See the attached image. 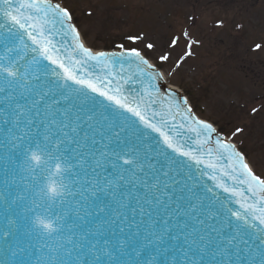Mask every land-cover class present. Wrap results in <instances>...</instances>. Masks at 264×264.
I'll list each match as a JSON object with an SVG mask.
<instances>
[{"label": "snow or ice", "instance_id": "snow-or-ice-1", "mask_svg": "<svg viewBox=\"0 0 264 264\" xmlns=\"http://www.w3.org/2000/svg\"><path fill=\"white\" fill-rule=\"evenodd\" d=\"M182 35L170 75L199 43ZM127 39L143 48L97 51L66 0H0V264H264V173L238 147L247 122L225 138L187 98L161 95L179 37L156 63L155 40ZM36 208L55 231L34 226Z\"/></svg>", "mask_w": 264, "mask_h": 264}, {"label": "rangeland", "instance_id": "rangeland-1", "mask_svg": "<svg viewBox=\"0 0 264 264\" xmlns=\"http://www.w3.org/2000/svg\"><path fill=\"white\" fill-rule=\"evenodd\" d=\"M83 1L98 0L66 3L79 22L86 44L95 50H109L119 44L143 48L127 39L128 35L140 34L148 41L155 40L160 49L151 54V61L156 63L165 44L179 37L178 46L169 48L166 79L190 93L198 116L214 122L228 136L234 124L247 122L238 145L245 149L256 173H264V116L247 119L251 107L264 104V0H99L91 9ZM218 22H222L219 27ZM185 30L199 43L193 48L194 54L170 75L168 69L187 50L189 41L182 35ZM256 44L262 48L255 49Z\"/></svg>", "mask_w": 264, "mask_h": 264}, {"label": "clouds", "instance_id": "clouds-1", "mask_svg": "<svg viewBox=\"0 0 264 264\" xmlns=\"http://www.w3.org/2000/svg\"><path fill=\"white\" fill-rule=\"evenodd\" d=\"M29 159L34 167H39L40 163L45 160V157L38 149L33 148L29 153ZM58 163L60 165L59 171L57 170L56 164L54 163L52 165L49 178L44 182L49 198H55L62 190L59 186V176L64 171L65 166L62 162ZM33 224L37 229L43 230L45 232L55 231L57 228V224L54 219L45 217L43 215L34 216Z\"/></svg>", "mask_w": 264, "mask_h": 264}, {"label": "water", "instance_id": "water-1", "mask_svg": "<svg viewBox=\"0 0 264 264\" xmlns=\"http://www.w3.org/2000/svg\"><path fill=\"white\" fill-rule=\"evenodd\" d=\"M162 84L164 85V82L162 81ZM172 90H175L173 88H168L164 85L163 87V91L161 93V95L163 96L165 93H170ZM177 93L180 94L181 97H184L180 92H178L177 90H175ZM165 107H167V104H164ZM207 179V178H205ZM208 183L211 185V181H208ZM36 215H43L45 217H47V213L43 210V208H36L32 213H31V217L33 219L34 216ZM12 219L14 220L15 217H12ZM6 226V221L3 220V211L2 209H0V229H3ZM9 259H16L14 257H11V254H9ZM161 260L163 261V257H161Z\"/></svg>", "mask_w": 264, "mask_h": 264}]
</instances>
